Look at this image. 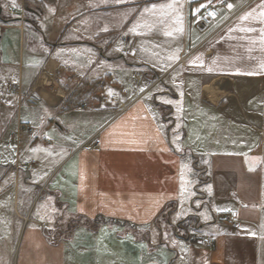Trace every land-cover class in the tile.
<instances>
[{"label":"crops","instance_id":"1","mask_svg":"<svg viewBox=\"0 0 264 264\" xmlns=\"http://www.w3.org/2000/svg\"><path fill=\"white\" fill-rule=\"evenodd\" d=\"M147 1L0 0V255L16 264H264V0H152L166 7L142 14L165 12L172 57L134 55L119 76L111 42H93ZM214 1L225 6L203 27ZM89 82L101 86L81 101ZM190 155L206 164V200L177 227Z\"/></svg>","mask_w":264,"mask_h":264},{"label":"rangeland","instance_id":"2","mask_svg":"<svg viewBox=\"0 0 264 264\" xmlns=\"http://www.w3.org/2000/svg\"><path fill=\"white\" fill-rule=\"evenodd\" d=\"M95 4H98L100 6H108V0H92ZM147 4L137 5L142 6V11L140 10L138 15H130L129 13H124L123 15L126 16L127 21L124 25L123 22L121 23V14L119 13H112L110 17L112 18L111 21H108L107 24L103 27L104 31L100 32L99 35H97V40L93 42V45H95L97 48L103 49V45L107 42H111L108 45L111 46L110 49H107V57H113L112 62L110 64L111 67H118L123 68L120 71L119 69L117 75L122 76H128L130 75L131 71L129 67V63H131L133 60V57L135 55L139 56L141 55L144 57L150 64L157 65V66H163L165 65V60L170 61L172 57V53L174 50V46L171 44L167 45L165 44L164 35L167 33L166 28V15L164 11H158L154 12L153 15L150 14H142L148 13L146 11V8L152 7L154 9H164L166 7L165 2H155L152 0H148ZM155 5V7H153ZM112 6V5H110ZM137 9V8H136ZM136 9H127V10H136ZM112 10V8H111ZM92 11H95L93 8ZM115 12V11H113ZM121 12V11H117ZM133 14V13H132ZM128 15V16H127ZM97 18L101 17H107V14H95ZM120 17V18H119ZM125 19V20H126ZM120 23V24H118ZM127 31H137L140 33L138 43L136 46L128 45L124 43L122 40L127 36ZM164 34V35H163ZM108 47V46H107ZM104 50V53H106ZM100 53V52H99ZM89 142V141H88ZM189 157V169H190V190L186 192V196H184L183 201L185 207H180V211L174 219H172V223L175 224L177 227L181 226L184 223L191 224L193 226L194 222L191 221L192 218H190V213L192 212L190 209V203L196 204L195 208H201V201L206 200V196L202 192V188L207 181V173H206V164L200 162V158L196 156H187ZM184 182V181H183ZM47 193H45L46 195ZM200 199L201 201L198 203L197 199ZM38 200V198L36 199ZM43 198H41L39 201H35L34 205L35 207V213H37L42 204H43ZM204 205L202 206V208ZM166 213V212H165ZM164 213V214H165ZM164 214L160 218V223L164 222L170 224L164 217ZM162 219V220H161ZM78 225H81V223H77ZM85 225V224H83ZM174 225V227H176ZM86 226V225H85ZM60 235V234H59ZM65 235V233H64ZM84 239H80L79 241L83 242ZM16 258H17V252L15 254H3L0 255V264H16ZM79 261V260H77Z\"/></svg>","mask_w":264,"mask_h":264},{"label":"built area","instance_id":"3","mask_svg":"<svg viewBox=\"0 0 264 264\" xmlns=\"http://www.w3.org/2000/svg\"><path fill=\"white\" fill-rule=\"evenodd\" d=\"M224 6L225 5H224L223 2H213V3L209 4V5H207L203 9V11H202V13H201V15L199 17L200 24L203 27H209L210 25H212L219 18V15H220L219 11ZM123 42L128 43L129 39L126 38V39L123 40ZM135 76L137 78L139 77L138 74H136ZM10 89H11V92H12L13 96L16 97V99H19L20 96H21L20 95L21 94V85H20V83L17 82V83L10 84ZM82 108H86V106L83 105ZM24 129L26 131H29L28 127H24ZM5 146L7 147L8 144H5ZM94 146L97 147V146H99V144L95 143ZM262 162H263V165H264V154L262 155ZM33 164H34V162L26 163L25 165L26 166H30V165H33ZM224 221L227 222L230 225H233V219L229 215L224 216ZM197 239H200V238L197 237V236H192V240H197ZM200 240H202V242L204 244H206L207 246H209L210 248L214 247V244L210 240H204V239H200Z\"/></svg>","mask_w":264,"mask_h":264},{"label":"trees","instance_id":"4","mask_svg":"<svg viewBox=\"0 0 264 264\" xmlns=\"http://www.w3.org/2000/svg\"><path fill=\"white\" fill-rule=\"evenodd\" d=\"M100 84H101L100 82H89L87 84H83L77 89L76 96H79L81 98V101L89 100V102H92L93 97L97 93L99 86H101ZM170 209L171 207H169V210H166V209L164 210L167 213L168 211L171 212L173 210V209L171 210Z\"/></svg>","mask_w":264,"mask_h":264},{"label":"snow or ice","instance_id":"5","mask_svg":"<svg viewBox=\"0 0 264 264\" xmlns=\"http://www.w3.org/2000/svg\"><path fill=\"white\" fill-rule=\"evenodd\" d=\"M227 6H228L229 9H231V8L233 7L232 4H228ZM153 7H155V5H154ZM168 7L171 8V7H173V5H172V4H169ZM260 7H261V8H264V3H262V4L260 5ZM146 11H148V9H146ZM197 11H198V9H197ZM253 12H254V10L249 11V12L246 13L243 17H241V19L247 20V19L249 18V16H252V15H253ZM260 16H261L262 18H264V11H262V12L260 13ZM178 30H179V31H182V29H178ZM242 31L252 32V31H255V29H253V28H246V29H242ZM261 33H262V36H261V43L264 44V29H261ZM171 34H172L171 32L166 33V35H169V36H170ZM262 67H264V65H262ZM209 71H211V69H209Z\"/></svg>","mask_w":264,"mask_h":264}]
</instances>
